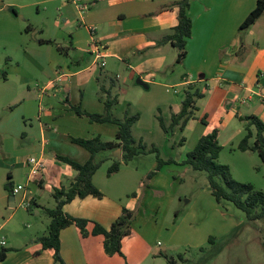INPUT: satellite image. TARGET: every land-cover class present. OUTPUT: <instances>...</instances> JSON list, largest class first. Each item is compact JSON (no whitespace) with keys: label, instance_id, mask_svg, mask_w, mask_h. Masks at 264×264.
Here are the masks:
<instances>
[{"label":"crops","instance_id":"1","mask_svg":"<svg viewBox=\"0 0 264 264\" xmlns=\"http://www.w3.org/2000/svg\"><path fill=\"white\" fill-rule=\"evenodd\" d=\"M175 1L86 0L88 10L84 13L71 0L5 1L17 13L0 10V49H5L7 56L6 62L0 61V241L6 242L5 246L0 244V252L10 250L0 264H54L53 250L52 254L50 250L37 254L42 250L37 240L46 234H41L40 225L29 215L37 218L46 213V199H54L56 190L68 189L77 176L56 156L85 164L91 154L73 143V138L115 141L119 131L115 124L92 123L78 116L65 100L90 114H104L100 87H108L113 80L116 86L112 94L118 100L113 116L123 119L127 111L139 113L133 127L135 139L148 146L152 142L160 156L156 140L163 139L180 154L178 158L172 154L161 157L175 162L165 165L149 186H144L145 174L132 165L138 157L109 177L108 168L122 158V151L100 153L99 160L106 162L94 175L93 183L104 197L76 198L64 206V212L109 230L124 208L137 210L142 203L143 209L123 242L124 256H108L101 236L83 238L75 226L63 229L60 241L65 263L169 264L162 256L166 255L180 264L188 261L190 251L209 242L211 236L202 232L204 222L199 215H183L175 188L190 168L184 164L188 153L203 136L220 132V162L226 146L246 130V123L238 125V121L256 117L264 124V15L241 33L240 26L256 8L257 0H191L188 14L193 32L187 42V56L178 64V50L171 43H161L178 25L177 8H165ZM27 7L37 8L35 20H29L30 32L18 23L20 10ZM41 16L43 21L37 22ZM47 41L67 48V55ZM95 42L101 47V60L93 52ZM59 73L68 78L53 85ZM138 78L148 90L137 85ZM190 88L203 94L197 102V117L185 132L176 128L168 139L157 119L159 111L170 125ZM228 128L230 138L222 143ZM252 131L256 134L254 127ZM183 136L187 141L180 147ZM31 158L44 164L39 175H29ZM157 166L155 162L151 170ZM18 186L24 191L11 200L12 190ZM207 199L213 204L210 197ZM25 200L31 202L29 209L20 206ZM222 205L245 219L246 214L233 204ZM219 220L223 225L221 217ZM230 229L228 226L219 236ZM179 255H183L182 261L177 260Z\"/></svg>","mask_w":264,"mask_h":264},{"label":"trees","instance_id":"2","mask_svg":"<svg viewBox=\"0 0 264 264\" xmlns=\"http://www.w3.org/2000/svg\"><path fill=\"white\" fill-rule=\"evenodd\" d=\"M190 6L191 0H178L165 7L169 9L177 8L178 10V25L161 42L165 44L171 43L178 50V64H181L187 56L186 46L193 32V22L188 14ZM10 10L17 13L16 9L12 7ZM263 15L264 0H257L256 8L240 26V32L242 33L249 29ZM31 30L32 28L28 27L26 31L30 32ZM47 43L53 44L62 55H67V48L61 47L57 42L47 41ZM115 86L116 84L113 80L108 87H100V94L105 103L104 114H90L81 107L72 106L68 98L65 100L69 108L75 111L78 116L87 118L92 123L115 124L119 127V131L115 141H104L100 137L91 139L73 138V143L86 149L91 154L89 161L85 164L78 163L67 157L56 156L59 162L71 166L77 172V176L68 189L56 190L53 193L56 204L55 208L46 209V214L50 218L48 233L37 240L42 246V250L37 254L45 250H53L54 264H66L61 255L60 233L63 229L70 226H75L83 238L101 236L103 238L104 250L108 256H124L123 242L131 234L133 223L137 218V210L124 208L121 216L113 223L109 230L96 222L76 218L64 212V206L76 198L85 199L93 196L102 199L104 197V194L93 183L94 175L106 162V160H99L98 156L100 153L115 151L117 149H121L122 151V158L120 160L115 159L108 168L107 174L109 177L118 173L123 165L130 164L135 158L141 155L155 154L157 156L158 166L155 171L147 175L146 181L144 180L143 182L144 186H149L150 180L165 165L175 162L173 159L169 161L163 160L156 146L150 148L142 140L138 141L135 139L133 136V127L140 119L139 113L131 115L127 111L123 119H116L113 116V108L118 102L117 97L112 94ZM201 98H203V94L199 89L195 90L194 88H190L186 91L182 109L180 113L173 115L170 125H166L159 111L157 119L167 137L172 136L176 128H179L181 132H185L188 123L197 117L199 110L197 102ZM241 120L246 123L245 129L247 134L239 144L237 150L258 153L264 162V124L256 117H244ZM202 122L206 124V119H202ZM253 127L256 129V134L252 131ZM219 135L220 132L214 130L210 134L203 136L194 150L188 153L184 164L190 166L195 171L207 174L211 194L218 204L221 205L225 202L233 204L237 209L246 214L247 220L250 222L264 219V192L257 190L250 183H241L235 180L230 167L219 162V156L223 150ZM253 139L254 142L252 143ZM186 141V137L183 136L179 142V146L183 147ZM90 226H93L92 230H89ZM214 240L215 238L213 237L209 238L210 243H213ZM200 250L203 251L204 248ZM9 251L3 249L0 252V262L6 259ZM162 256L169 264H178L176 260L166 255ZM177 260L182 261L183 255H179Z\"/></svg>","mask_w":264,"mask_h":264},{"label":"rangeland","instance_id":"3","mask_svg":"<svg viewBox=\"0 0 264 264\" xmlns=\"http://www.w3.org/2000/svg\"><path fill=\"white\" fill-rule=\"evenodd\" d=\"M4 1H6V3H23L25 1L31 2L32 0ZM36 13V7H27L20 10L18 23L28 28L29 24L32 22L29 20H31V18L35 20L33 16H35ZM36 21L42 22L43 16L38 17ZM15 48L17 50L16 46ZM4 50L0 49L1 62H6L7 56ZM237 123L238 125H244L243 122L238 121ZM230 134L231 129L228 128L222 135V143L227 142L230 138ZM245 135L246 130L241 137L226 146L221 155L220 162L231 167L235 180L241 183H250L254 185L257 190L264 192V162L260 155L258 153H243L237 150ZM167 138L169 139L171 137ZM156 142L161 150L162 158L164 156H169V154L178 158L180 150L176 148L177 151H172V149L168 147L166 140L159 139L156 140ZM149 145V147H152V142H149ZM155 162L157 163V156L155 154L141 155L133 162L132 165L139 167L143 171V174H145L143 182L144 180L146 181L147 175L152 172V165ZM180 178L175 188L174 195L177 193L176 198L178 197V206L181 208V211H183V215L189 214L192 216L193 213L199 215L198 219L204 222L202 225L204 226V230L202 232L215 238L213 243L207 242L203 245V251L200 249L190 251L191 255H188V261L180 264H264V219L250 222L246 217L243 219L241 216H237L235 213L230 212L229 210L231 208L228 205L224 206L222 204H217L211 193L208 192L210 191L209 182L207 174L204 172L195 171L190 167L187 173L181 175ZM207 197H210L213 204L209 202ZM46 200H48L46 201V206H48V208H55L54 199L47 198ZM218 206L220 207L219 211L217 209ZM140 208L143 209L142 203H139V207L137 208V218ZM19 209L23 210L21 208ZM29 217L33 219L35 224L37 223V226L40 225V230H43L41 234H47L50 218L46 213H42L41 216L37 218L34 214L29 215ZM219 217H221L223 225H221ZM228 226L231 227L230 231L219 236ZM50 253L52 254L51 250ZM48 259L49 261L51 260V258Z\"/></svg>","mask_w":264,"mask_h":264},{"label":"built area","instance_id":"4","mask_svg":"<svg viewBox=\"0 0 264 264\" xmlns=\"http://www.w3.org/2000/svg\"><path fill=\"white\" fill-rule=\"evenodd\" d=\"M72 3L76 4V6L79 8V10L84 13L86 10H88V5L86 4V0H71ZM92 31H95V27L92 28ZM93 47L95 48L94 54L96 55V58H98L99 60H101L103 58L102 56V52H101V47L99 46L98 43H93L92 44ZM102 66L105 65L104 62H102L101 64ZM68 78L67 75L63 74V73H59L58 77L56 78V81H54V83H52L53 85H58L60 83H64L65 79ZM191 80H188L186 83L189 84ZM30 163V176H36L39 175L43 168H44V164L42 163V161L36 159V158H31L29 160ZM24 191V187L23 186H18L16 188H14L12 190V194L14 196H18L20 194H22ZM20 206L24 209H29L31 207V202L29 200H25L23 201ZM1 246H5L6 242L4 240L0 241Z\"/></svg>","mask_w":264,"mask_h":264},{"label":"water","instance_id":"5","mask_svg":"<svg viewBox=\"0 0 264 264\" xmlns=\"http://www.w3.org/2000/svg\"><path fill=\"white\" fill-rule=\"evenodd\" d=\"M9 9H10V7L5 5V1L0 0V10L8 11ZM136 83H137V85L143 87L146 90L149 89V86L141 78H138L136 80ZM118 153L121 154V150H118ZM119 157H121V156L119 155ZM9 188H11V187L9 186ZM14 199H15V196L12 195L11 200H14Z\"/></svg>","mask_w":264,"mask_h":264}]
</instances>
